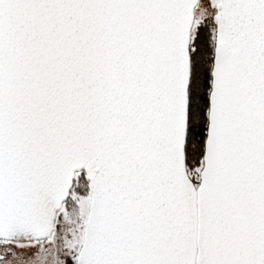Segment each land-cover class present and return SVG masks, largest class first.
<instances>
[{
  "label": "snow or ice",
  "instance_id": "1",
  "mask_svg": "<svg viewBox=\"0 0 264 264\" xmlns=\"http://www.w3.org/2000/svg\"><path fill=\"white\" fill-rule=\"evenodd\" d=\"M0 264H264V0H0Z\"/></svg>",
  "mask_w": 264,
  "mask_h": 264
}]
</instances>
